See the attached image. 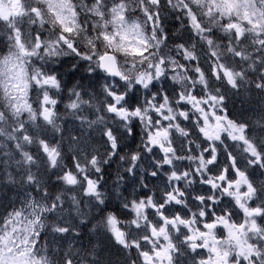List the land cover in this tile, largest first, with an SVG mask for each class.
<instances>
[{"label": "snow or ice", "instance_id": "obj_1", "mask_svg": "<svg viewBox=\"0 0 264 264\" xmlns=\"http://www.w3.org/2000/svg\"><path fill=\"white\" fill-rule=\"evenodd\" d=\"M105 248L264 264V0H0V264Z\"/></svg>", "mask_w": 264, "mask_h": 264}, {"label": "clouds", "instance_id": "obj_2", "mask_svg": "<svg viewBox=\"0 0 264 264\" xmlns=\"http://www.w3.org/2000/svg\"><path fill=\"white\" fill-rule=\"evenodd\" d=\"M98 260L100 261V264H108L109 262V256H107L104 252V250H100V256L98 257Z\"/></svg>", "mask_w": 264, "mask_h": 264}, {"label": "trees", "instance_id": "obj_3", "mask_svg": "<svg viewBox=\"0 0 264 264\" xmlns=\"http://www.w3.org/2000/svg\"><path fill=\"white\" fill-rule=\"evenodd\" d=\"M8 195L11 196V192H9ZM104 252H105V254H106L107 256L110 255V251H109V249L105 248V249H104Z\"/></svg>", "mask_w": 264, "mask_h": 264}]
</instances>
